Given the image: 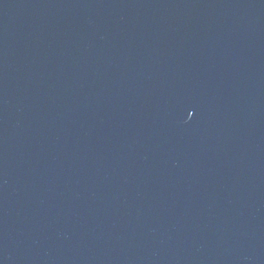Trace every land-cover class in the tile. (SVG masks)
Listing matches in <instances>:
<instances>
[{"label":"water","instance_id":"water-1","mask_svg":"<svg viewBox=\"0 0 264 264\" xmlns=\"http://www.w3.org/2000/svg\"><path fill=\"white\" fill-rule=\"evenodd\" d=\"M182 0H0V264H130Z\"/></svg>","mask_w":264,"mask_h":264}]
</instances>
